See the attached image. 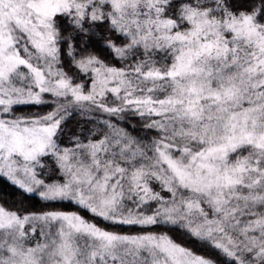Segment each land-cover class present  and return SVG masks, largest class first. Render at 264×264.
Returning <instances> with one entry per match:
<instances>
[{"label":"snow or ice","instance_id":"snow-or-ice-1","mask_svg":"<svg viewBox=\"0 0 264 264\" xmlns=\"http://www.w3.org/2000/svg\"><path fill=\"white\" fill-rule=\"evenodd\" d=\"M0 264H264V0H0Z\"/></svg>","mask_w":264,"mask_h":264},{"label":"trees","instance_id":"trees-1","mask_svg":"<svg viewBox=\"0 0 264 264\" xmlns=\"http://www.w3.org/2000/svg\"><path fill=\"white\" fill-rule=\"evenodd\" d=\"M30 110V109H29ZM8 191H10L12 194L11 196L9 197V199L15 201V200H18L20 198L19 194L14 190V189H8ZM30 206H36V207H39V204L36 203V201H31L30 202ZM86 215V213H83Z\"/></svg>","mask_w":264,"mask_h":264}]
</instances>
